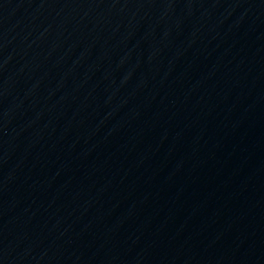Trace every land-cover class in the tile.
I'll list each match as a JSON object with an SVG mask.
<instances>
[{"label": "water", "instance_id": "water-1", "mask_svg": "<svg viewBox=\"0 0 264 264\" xmlns=\"http://www.w3.org/2000/svg\"><path fill=\"white\" fill-rule=\"evenodd\" d=\"M0 264H264V0H0Z\"/></svg>", "mask_w": 264, "mask_h": 264}]
</instances>
